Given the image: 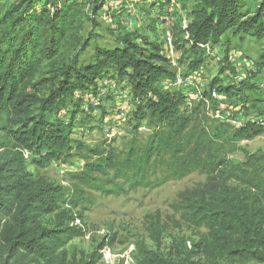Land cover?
<instances>
[{"label": "trees", "instance_id": "trees-1", "mask_svg": "<svg viewBox=\"0 0 264 264\" xmlns=\"http://www.w3.org/2000/svg\"><path fill=\"white\" fill-rule=\"evenodd\" d=\"M83 1L0 0V264H97L113 236L89 254L67 248L84 235L73 224L81 218L74 207L91 202L89 189L117 195L193 172L204 174L205 182L180 191L172 208L200 231L198 238L177 242L176 251L163 253L164 226L148 215L155 248L142 243L132 264H264V153H250L240 145L264 132V89L249 79L216 77L203 91L212 109L228 104L235 111L228 118L246 116L237 127L216 118L218 113H186L189 95L167 87L178 74L164 43L152 36L154 26L123 33L111 47L90 37L80 50L93 47V55L80 59L76 36ZM146 1L160 13L170 3ZM192 1L187 26L175 27L172 38L176 57L185 66L183 79L196 78L206 47L227 42V33L264 38V0L256 5L254 0ZM91 3L96 14L106 0ZM259 62H264V51ZM104 78L124 82L134 107L125 151L88 147L72 137L77 124L96 118L92 98L104 107ZM102 112L100 121L106 119L104 108ZM143 123L151 132L142 142L137 134ZM73 150L86 155L84 167L71 175L69 194L26 169L24 151L43 167ZM236 152L244 160L231 159Z\"/></svg>", "mask_w": 264, "mask_h": 264}, {"label": "rangeland", "instance_id": "rangeland-1", "mask_svg": "<svg viewBox=\"0 0 264 264\" xmlns=\"http://www.w3.org/2000/svg\"><path fill=\"white\" fill-rule=\"evenodd\" d=\"M254 1L256 5L262 0ZM192 5V0H170V3L165 7L166 13H160L158 8L151 7L146 0H106L103 8L94 14L91 0H84L82 2L84 13L76 36L80 42L76 51L81 52L80 59L82 61H88L93 55L94 48L80 50V45L88 38L97 39V44L100 46L111 47L117 42L118 36L123 33H140L147 27L154 26L156 34L152 36L155 35L164 43L165 53L172 58V66L183 78L185 66L179 63L178 56L176 57L173 47L169 44L168 35L173 38L175 27H185L188 24L190 20L189 8ZM226 37L227 42H224L223 39L219 44L206 47L205 61L198 75L196 78L194 76L187 77L191 79V82L187 81V85L180 89L189 95L187 104L184 106L186 113H218L216 118L228 119L236 126L245 122L246 116L239 114L237 119L228 118L232 113H235L232 106L224 104L219 110L212 109L204 100L202 93L209 89L210 82L216 77L224 79L232 77L235 82L249 79L256 83L260 89H264V62H259L264 51V38L255 39L244 34L233 36L231 33H227ZM223 66L226 67V70L220 73ZM100 83L106 89V94L101 102L106 111V119L99 120L103 108H100L96 99L92 98L90 104L95 108L94 116L96 118L93 121L86 120L77 124L72 137L88 147L103 145L125 151V145L132 135L130 119L134 107L129 102L124 82L118 84L115 80L104 78ZM203 100L204 104H201ZM88 106L85 105L86 111ZM119 106L122 109H118ZM123 117L126 119L125 121H123ZM259 120L263 121L261 118ZM109 130L117 132L116 137L107 138L106 134ZM150 132L151 129L143 123L137 136L143 142ZM1 136L6 141L12 142L5 134L2 133ZM240 145L250 153H264V132L251 140L241 141ZM82 155H86V151L78 153L73 150L71 156L42 167L32 162L36 158L32 154L27 157L26 169L34 173L36 177H44L62 185L65 192L69 194L73 188L71 175L84 167L85 160ZM230 158L241 161L244 160V155L236 152L231 154ZM205 180L204 174L193 172L181 179H170L155 188L127 189L117 195L104 194L89 189L87 196L91 202L77 208L74 207V212L80 214L81 218L73 224L83 228L84 235L72 240L67 248L77 247L89 254L101 240L107 237L106 240H109L110 236H113V240L107 245L102 259L97 264H132L136 261L142 243L155 248L147 228L151 219L148 215H154L164 226L160 250L163 253H168L171 249L176 251L177 242L183 241L188 244L190 240L198 238L200 231L186 224L179 214L174 212L172 203L180 191L194 187ZM107 187H110L109 183ZM124 187L127 188V185ZM222 264L259 263L223 262Z\"/></svg>", "mask_w": 264, "mask_h": 264}, {"label": "built area", "instance_id": "built-area-1", "mask_svg": "<svg viewBox=\"0 0 264 264\" xmlns=\"http://www.w3.org/2000/svg\"><path fill=\"white\" fill-rule=\"evenodd\" d=\"M186 26H187V25H186ZM168 41H169L170 46L172 47V38H171L170 35H168ZM189 80H190V82H191V79H190V78L183 79V78L178 74L174 80L170 81L169 84H167V87H170V88H178V89H180V88L186 86V85H187V81H189ZM212 95H213L214 97H218V94H217V92H216L215 90L212 91ZM125 120H126V119L123 117V121H125ZM239 123H240V122H239ZM237 126H239V125H236V127H237ZM111 131H112V130H111ZM111 131L109 130V131L107 132V134H106V135H107V138H114V137H116V133H117V132H111ZM119 134L122 135L121 132H119ZM24 155H25L26 157H28V156H29V152H28V151H24Z\"/></svg>", "mask_w": 264, "mask_h": 264}, {"label": "water", "instance_id": "water-1", "mask_svg": "<svg viewBox=\"0 0 264 264\" xmlns=\"http://www.w3.org/2000/svg\"><path fill=\"white\" fill-rule=\"evenodd\" d=\"M236 162H238V160H235Z\"/></svg>", "mask_w": 264, "mask_h": 264}]
</instances>
